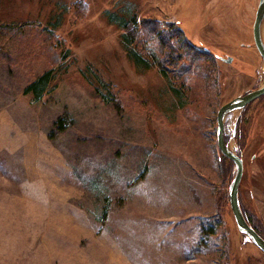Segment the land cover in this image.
<instances>
[{"label": "rangeland", "instance_id": "rangeland-1", "mask_svg": "<svg viewBox=\"0 0 264 264\" xmlns=\"http://www.w3.org/2000/svg\"><path fill=\"white\" fill-rule=\"evenodd\" d=\"M257 4L0 0V264H264L236 226L235 165L216 141L218 108L264 83ZM107 11L175 22L212 55L182 72L141 44L137 64ZM47 70L43 95L25 92ZM261 102L245 144L229 138L238 110L224 136L243 158L241 208L264 236Z\"/></svg>", "mask_w": 264, "mask_h": 264}, {"label": "trees", "instance_id": "trees-1", "mask_svg": "<svg viewBox=\"0 0 264 264\" xmlns=\"http://www.w3.org/2000/svg\"><path fill=\"white\" fill-rule=\"evenodd\" d=\"M106 14L110 22L115 23L123 30L121 42L129 56L137 64L141 65V63L146 62L141 51H139V49L144 48L141 44L148 47L146 50L156 58L160 65H174L176 69L178 68L182 72H190V67L186 65V60L190 57L212 55L207 50L197 48L188 41L183 30L175 26V22L165 23L154 18L139 19L135 13L118 15L115 12L107 11ZM159 55L162 57L159 58ZM214 57L216 56L214 55ZM51 79L52 72L47 70L29 82L25 92L32 93L34 98H40ZM223 158L229 159L224 155ZM244 213H246L245 210ZM248 222L251 223V220L249 219ZM253 227L259 232L257 226L253 224Z\"/></svg>", "mask_w": 264, "mask_h": 264}, {"label": "water", "instance_id": "water-1", "mask_svg": "<svg viewBox=\"0 0 264 264\" xmlns=\"http://www.w3.org/2000/svg\"><path fill=\"white\" fill-rule=\"evenodd\" d=\"M264 22V0H258L255 10V17L252 26L253 41L264 62V38L262 35V24ZM217 58L230 62L231 56L223 57L216 55ZM264 94V83L258 88L248 90L239 94L232 99L223 103L217 110L216 114V141L220 152L231 159L235 165L234 175L228 185V196L230 207L238 230L258 248L264 252V237L248 222L241 208L238 197V186L243 172V160L231 147L230 143L224 137V125L226 116L233 112L239 111L247 103L256 97Z\"/></svg>", "mask_w": 264, "mask_h": 264}, {"label": "flooded vegetation", "instance_id": "flooded-vegetation-1", "mask_svg": "<svg viewBox=\"0 0 264 264\" xmlns=\"http://www.w3.org/2000/svg\"><path fill=\"white\" fill-rule=\"evenodd\" d=\"M254 46H255V44H254ZM255 48H256V46H255ZM256 51L258 52V50H257V48H256ZM258 54H259V52H258ZM259 56H260V58H261V62H262V66L264 67V62H263V59H262V57H261V55L259 54ZM253 67V66H252ZM251 67V68H252ZM262 67V69H263V75H264V68ZM254 69H255V67H253ZM256 73V69H255V72H253V74H255ZM258 73V72H257ZM251 75V76H253V77H257V75L255 76V75ZM263 79H264V76H263ZM261 83V82H260ZM260 83H258V82H256L255 83V85L253 86V87H255V88H258L261 84ZM255 88H252V89H255ZM251 89V90H252ZM264 94H262V95H260V96H258V97H256L255 99H253L252 101H250L249 103H247L242 109H240L239 110V114L237 115V117H236V119H235V121L233 122V130H232V132H231V135H230V137L229 138H231V137H233L236 141H239L240 143L242 142V141H244V139H245V141L243 142V144H245L246 143V134H245V132L247 131V126L250 124V123H252V115L253 114H251L252 113V111H251V113L249 114V115H251V120H250V118L248 117L247 118V116L248 115H246V112H247V110H249L248 108L251 106V104H253V103H262L261 101L264 99ZM263 97V98H262ZM257 104V105H258ZM256 105V106H257ZM247 123H248V125H247ZM263 128H264V126H263ZM264 130V129H263ZM225 137V136H224ZM229 138L227 139L226 137H225V140L226 141H228L229 142ZM244 138V139H243ZM242 144V143H241ZM242 144V145H243ZM236 152V151H235ZM238 155H240L241 156V154L240 153H238V152H236ZM242 160H243V158H242ZM243 212H244V210H243ZM244 215H245V217H246V219H248V215H247V213H244ZM249 220V219H248ZM251 224V223H250Z\"/></svg>", "mask_w": 264, "mask_h": 264}]
</instances>
